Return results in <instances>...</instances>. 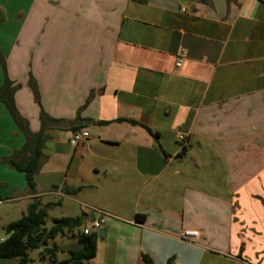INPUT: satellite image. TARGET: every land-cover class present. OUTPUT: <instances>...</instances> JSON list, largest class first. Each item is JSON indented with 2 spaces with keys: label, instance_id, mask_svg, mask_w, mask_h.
I'll use <instances>...</instances> for the list:
<instances>
[{
  "label": "crops",
  "instance_id": "0c3cea01",
  "mask_svg": "<svg viewBox=\"0 0 264 264\" xmlns=\"http://www.w3.org/2000/svg\"><path fill=\"white\" fill-rule=\"evenodd\" d=\"M7 78L43 146L30 193L0 102V206L108 214L89 264H264V0H0Z\"/></svg>",
  "mask_w": 264,
  "mask_h": 264
},
{
  "label": "trees",
  "instance_id": "16d2710c",
  "mask_svg": "<svg viewBox=\"0 0 264 264\" xmlns=\"http://www.w3.org/2000/svg\"><path fill=\"white\" fill-rule=\"evenodd\" d=\"M4 67V66H3ZM17 87L7 78L3 87L0 89V102H2L20 131L24 134L27 142L24 148L14 154V158L4 160L13 168L25 174L30 193L35 192V176L41 165L43 146L42 135H33L29 129L27 121L21 117L17 110L14 95ZM45 114L41 115L42 124H45ZM27 153L23 161L18 160V156ZM78 190L68 191L76 193ZM264 205V199L262 200ZM52 204L44 208L38 202H33L28 211L17 221L9 223L4 228L5 240L0 242V258H17L19 264H31L29 251L41 250L43 258L48 257L53 264H89L97 256L98 232L84 234L81 227L84 218L61 217L55 219L54 226L46 228L47 209ZM70 235L76 240V244L69 247L66 251L57 245L55 239L59 236ZM66 252L68 257L58 260V254Z\"/></svg>",
  "mask_w": 264,
  "mask_h": 264
},
{
  "label": "rangeland",
  "instance_id": "374dc122",
  "mask_svg": "<svg viewBox=\"0 0 264 264\" xmlns=\"http://www.w3.org/2000/svg\"><path fill=\"white\" fill-rule=\"evenodd\" d=\"M54 205L47 209L46 216V228L50 229L54 226L55 219L61 217H75L77 215L78 206L70 203L60 197H56L53 199ZM21 218L19 213H15L12 205H3L0 206V238L5 236L4 226L7 223H11L17 221ZM91 222H84L81 230H84L86 227H90ZM95 232V231H92ZM59 245L62 250H67L69 247L76 244V240L70 235L59 236L55 239V242ZM30 263L31 264H53L50 258H43L41 255V250H31L29 251ZM68 257L66 252H60L58 254V260H64Z\"/></svg>",
  "mask_w": 264,
  "mask_h": 264
},
{
  "label": "built area",
  "instance_id": "2783aa9c",
  "mask_svg": "<svg viewBox=\"0 0 264 264\" xmlns=\"http://www.w3.org/2000/svg\"><path fill=\"white\" fill-rule=\"evenodd\" d=\"M183 56L184 54H181L180 56L177 57V61H176L177 68L181 67L182 62H183ZM90 138H91L90 134L87 131L79 130V131L73 132L70 143L73 146H78L79 144L86 143ZM178 138L180 141H183L185 139L184 135H179ZM108 218H109L108 214L99 212V218H94L91 221L90 227H86L84 229V234L88 235L92 231L98 232L99 230L103 229ZM181 237L185 240L196 241L199 237V234L197 231L186 230L182 232Z\"/></svg>",
  "mask_w": 264,
  "mask_h": 264
},
{
  "label": "water",
  "instance_id": "95a60500",
  "mask_svg": "<svg viewBox=\"0 0 264 264\" xmlns=\"http://www.w3.org/2000/svg\"><path fill=\"white\" fill-rule=\"evenodd\" d=\"M93 218H94V214L92 213L91 214V221L93 220ZM97 235H98V238H105L107 235V229L103 228V229L99 230Z\"/></svg>",
  "mask_w": 264,
  "mask_h": 264
}]
</instances>
